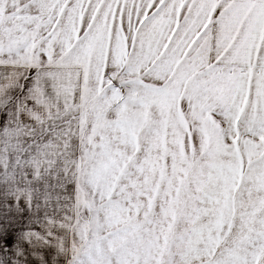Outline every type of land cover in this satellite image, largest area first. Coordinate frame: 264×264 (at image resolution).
Returning a JSON list of instances; mask_svg holds the SVG:
<instances>
[{
	"label": "rangeland",
	"instance_id": "374dc122",
	"mask_svg": "<svg viewBox=\"0 0 264 264\" xmlns=\"http://www.w3.org/2000/svg\"><path fill=\"white\" fill-rule=\"evenodd\" d=\"M109 2L0 0V64L85 74L71 263L264 264V116L240 87L131 75L136 30L109 62L98 15L136 10Z\"/></svg>",
	"mask_w": 264,
	"mask_h": 264
},
{
	"label": "crops",
	"instance_id": "0c3cea01",
	"mask_svg": "<svg viewBox=\"0 0 264 264\" xmlns=\"http://www.w3.org/2000/svg\"><path fill=\"white\" fill-rule=\"evenodd\" d=\"M122 1L136 10L121 14L120 25L113 9L98 15L109 31V62L136 30L144 66L131 75L154 85L181 75L193 80L186 84L240 87L254 117L264 116V0ZM84 81L77 63L0 64V167L9 184L0 175V264H73Z\"/></svg>",
	"mask_w": 264,
	"mask_h": 264
}]
</instances>
